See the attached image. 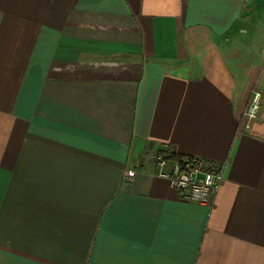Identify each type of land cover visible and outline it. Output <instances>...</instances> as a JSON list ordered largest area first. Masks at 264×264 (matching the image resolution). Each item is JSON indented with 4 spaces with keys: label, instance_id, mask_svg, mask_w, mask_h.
I'll return each mask as SVG.
<instances>
[{
    "label": "crops",
    "instance_id": "1",
    "mask_svg": "<svg viewBox=\"0 0 264 264\" xmlns=\"http://www.w3.org/2000/svg\"><path fill=\"white\" fill-rule=\"evenodd\" d=\"M0 264H264V0H0Z\"/></svg>",
    "mask_w": 264,
    "mask_h": 264
},
{
    "label": "built area",
    "instance_id": "2",
    "mask_svg": "<svg viewBox=\"0 0 264 264\" xmlns=\"http://www.w3.org/2000/svg\"><path fill=\"white\" fill-rule=\"evenodd\" d=\"M259 95L257 89H251L242 113L247 123L256 117ZM155 164L154 174L166 179L180 191L184 200L200 205H212L222 181L224 162L207 161L197 156L170 159L164 154H158ZM134 173L133 169H129L124 173V177L130 179Z\"/></svg>",
    "mask_w": 264,
    "mask_h": 264
},
{
    "label": "trees",
    "instance_id": "3",
    "mask_svg": "<svg viewBox=\"0 0 264 264\" xmlns=\"http://www.w3.org/2000/svg\"><path fill=\"white\" fill-rule=\"evenodd\" d=\"M164 155L167 157V158H170V159H178L180 156L171 152H165Z\"/></svg>",
    "mask_w": 264,
    "mask_h": 264
}]
</instances>
